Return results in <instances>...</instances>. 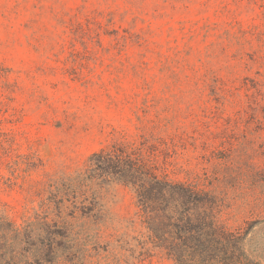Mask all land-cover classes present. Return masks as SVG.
<instances>
[{"label": "rangeland", "instance_id": "374dc122", "mask_svg": "<svg viewBox=\"0 0 264 264\" xmlns=\"http://www.w3.org/2000/svg\"><path fill=\"white\" fill-rule=\"evenodd\" d=\"M263 112L264 0H0V213L17 227L46 214L50 182L145 138L264 264ZM97 193L102 219H69L55 264H173L139 256L128 188Z\"/></svg>", "mask_w": 264, "mask_h": 264}, {"label": "trees", "instance_id": "16d2710c", "mask_svg": "<svg viewBox=\"0 0 264 264\" xmlns=\"http://www.w3.org/2000/svg\"><path fill=\"white\" fill-rule=\"evenodd\" d=\"M155 151L145 138L138 144H113L92 153L84 172L48 184L43 217L17 227L0 213V264H55L67 248L70 220H101L97 192L111 184L134 195L146 231L140 257L157 251L173 264H258L246 252L248 232L240 236L222 225L223 199L168 179L155 162Z\"/></svg>", "mask_w": 264, "mask_h": 264}]
</instances>
